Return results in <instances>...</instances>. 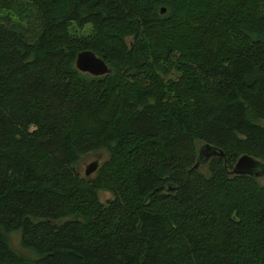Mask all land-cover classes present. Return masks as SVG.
<instances>
[{"label":"trees","instance_id":"16d2710c","mask_svg":"<svg viewBox=\"0 0 264 264\" xmlns=\"http://www.w3.org/2000/svg\"><path fill=\"white\" fill-rule=\"evenodd\" d=\"M241 155L264 163V0H0V264H264Z\"/></svg>","mask_w":264,"mask_h":264},{"label":"water","instance_id":"95a60500","mask_svg":"<svg viewBox=\"0 0 264 264\" xmlns=\"http://www.w3.org/2000/svg\"><path fill=\"white\" fill-rule=\"evenodd\" d=\"M161 10L160 12H162ZM75 68L91 76H100L107 72L106 66L102 61L95 58V56L89 52H80L75 58ZM211 157H218L225 163L223 153L212 146L207 144H201L196 149V157L193 163V168H201ZM97 167V161H92L83 169L84 176L91 174ZM230 175H247L251 177H257L264 174V163L256 159L248 157L246 155L239 156L232 165V168L228 171ZM168 191L173 189L167 186Z\"/></svg>","mask_w":264,"mask_h":264},{"label":"rangeland","instance_id":"374dc122","mask_svg":"<svg viewBox=\"0 0 264 264\" xmlns=\"http://www.w3.org/2000/svg\"><path fill=\"white\" fill-rule=\"evenodd\" d=\"M199 145L200 144L196 142V146L198 147ZM105 158H106V154L104 152L88 153L80 159V161L78 162V164L76 166V169H77L78 173L81 176H83L82 175L83 169L85 168L86 165H88L89 163H91L94 160L97 161L98 163H101ZM200 172L205 173L206 172V166H203L200 169ZM256 180H257V183L259 185L263 186L264 185V174L257 176ZM110 198H111V196L108 192L100 191L98 193V199L101 203H104L106 200H109ZM10 239L12 240V241H10V243L12 244V247L22 253V249L18 248L17 234H15V233L11 234Z\"/></svg>","mask_w":264,"mask_h":264},{"label":"flooded vegetation","instance_id":"af4514ba","mask_svg":"<svg viewBox=\"0 0 264 264\" xmlns=\"http://www.w3.org/2000/svg\"><path fill=\"white\" fill-rule=\"evenodd\" d=\"M209 161V160H208ZM208 161H207V163H208Z\"/></svg>","mask_w":264,"mask_h":264}]
</instances>
